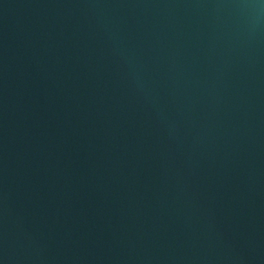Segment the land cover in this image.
Returning <instances> with one entry per match:
<instances>
[{
	"label": "water",
	"instance_id": "obj_1",
	"mask_svg": "<svg viewBox=\"0 0 264 264\" xmlns=\"http://www.w3.org/2000/svg\"><path fill=\"white\" fill-rule=\"evenodd\" d=\"M0 264H264V0H0Z\"/></svg>",
	"mask_w": 264,
	"mask_h": 264
}]
</instances>
